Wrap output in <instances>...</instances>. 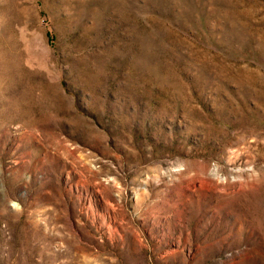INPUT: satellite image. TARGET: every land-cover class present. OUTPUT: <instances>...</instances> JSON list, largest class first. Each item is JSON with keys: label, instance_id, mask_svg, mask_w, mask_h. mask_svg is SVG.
I'll list each match as a JSON object with an SVG mask.
<instances>
[{"label": "rangeland", "instance_id": "obj_1", "mask_svg": "<svg viewBox=\"0 0 264 264\" xmlns=\"http://www.w3.org/2000/svg\"><path fill=\"white\" fill-rule=\"evenodd\" d=\"M0 264H264V0H0Z\"/></svg>", "mask_w": 264, "mask_h": 264}]
</instances>
